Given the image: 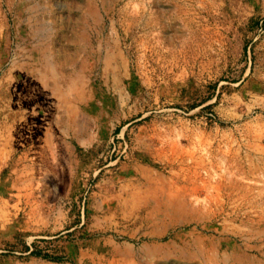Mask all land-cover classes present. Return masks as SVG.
Returning <instances> with one entry per match:
<instances>
[{"label":"rangeland","instance_id":"374dc122","mask_svg":"<svg viewBox=\"0 0 264 264\" xmlns=\"http://www.w3.org/2000/svg\"><path fill=\"white\" fill-rule=\"evenodd\" d=\"M0 264H264V0H0Z\"/></svg>","mask_w":264,"mask_h":264},{"label":"trees","instance_id":"16d2710c","mask_svg":"<svg viewBox=\"0 0 264 264\" xmlns=\"http://www.w3.org/2000/svg\"><path fill=\"white\" fill-rule=\"evenodd\" d=\"M41 240H44V239H41ZM22 244V250L23 252H30L31 255H34V256H39V257H45V258H48L50 260H59L58 257H54L52 255H50L49 253H43L41 250H31L30 249V245H27L26 243H20ZM14 248H17L18 246H16L15 244L12 245Z\"/></svg>","mask_w":264,"mask_h":264}]
</instances>
